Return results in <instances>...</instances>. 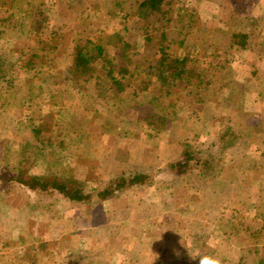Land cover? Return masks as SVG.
Segmentation results:
<instances>
[{"label": "rangeland", "instance_id": "rangeland-1", "mask_svg": "<svg viewBox=\"0 0 264 264\" xmlns=\"http://www.w3.org/2000/svg\"><path fill=\"white\" fill-rule=\"evenodd\" d=\"M13 1L0 0V17L6 18ZM31 2L43 4L48 11L44 41L50 40L52 32L70 33L72 38L74 32L85 30L97 38L102 31L118 28L115 4L123 10L129 8L126 0H70L67 5L61 0ZM181 3L195 11L192 27L203 30V42L193 47L183 43L184 37L175 31L173 51L194 54L216 77L211 86H194L181 96L167 130L159 132L147 126L145 114L141 122L137 120L136 107L125 117L115 110L100 112L103 118L117 122L116 127H97L99 119L89 125L92 112L84 115V124L81 117L71 113L78 96L62 74L54 78L53 92L44 94L38 106L40 114L57 111L72 127L65 128L73 135L66 141L65 150L33 141L29 110L2 108L0 102L1 175L9 177L20 166L31 175L71 177L88 192H97L114 174L132 167L150 174L152 180L148 186L126 187L119 196L102 203L75 204L43 194L37 206L28 203L30 195L36 198L35 193L1 181L5 199L0 204V264H192L193 257L205 254L221 258L222 264H253L264 259V244L257 243L261 236L264 241V232L259 239L254 235L264 228V142L221 155L216 169L206 171L218 176L203 177L206 172L192 169L180 177L169 167L179 155L181 141L201 157L209 152L210 143L223 127L240 123L253 127L258 121L261 126L254 134L264 135V0H245L250 18L244 26L250 34L246 50L226 45L232 35L228 23L242 16L237 5L226 0ZM237 27L233 29L242 26ZM16 35L18 40L13 41V36L0 32L2 60L16 62L29 29L24 27ZM153 45L143 46L138 62L152 57ZM208 47L213 54L207 53ZM33 74L36 72L28 77ZM41 77L36 74V78ZM60 94L63 104L57 106ZM122 101L126 106L131 103L127 95ZM75 131L85 132L87 140L78 142ZM43 137L52 139L53 135L44 133ZM252 248L259 253H250ZM176 252H180L179 258ZM243 257L246 260L241 262Z\"/></svg>", "mask_w": 264, "mask_h": 264}, {"label": "trees", "instance_id": "trees-1", "mask_svg": "<svg viewBox=\"0 0 264 264\" xmlns=\"http://www.w3.org/2000/svg\"><path fill=\"white\" fill-rule=\"evenodd\" d=\"M126 1L129 2L128 10H123L115 4L113 15L117 19L118 28L108 33L102 31L97 38L89 36L85 30L82 33L74 32L72 38L70 33L52 32L50 40L44 41L42 34L49 23L48 11L43 4L33 5L31 0H14L10 11H7L6 18L0 17L1 34L13 36V41L18 40L17 31L23 32L24 27L29 29V36L19 50L21 55L17 57L16 62H7L0 57V102L2 108L6 106L13 107V110L15 108L29 110L30 114L27 118L33 125L31 130L33 141L35 139L44 146L57 145L65 150L66 141L73 137L65 130L72 127L58 116L57 111L48 114L39 113L41 111L40 105L38 106L39 100L44 94L53 92L54 78L59 74L64 75L69 87L75 90L78 104L73 105L75 108L71 113L78 118L81 117L84 124L86 121L84 115L92 112L89 125H94L93 122L99 119L101 123H97V127L110 128L117 122L109 117L103 118L100 114L102 110L108 112L115 110L125 117L136 107L139 111L137 120L140 121L141 115L145 114V124L159 132L167 130L172 124L176 116V105L189 88L199 87L201 84L211 86L214 82L215 73L212 75V72L208 73L203 68L202 61L194 57V54L186 53L184 50L177 53L173 51V46L175 47L177 43L173 37L175 31L184 37L183 43L186 41L193 47H196L197 42H203L201 39L203 30L192 27L195 13L193 9L185 7L181 3L183 0ZM226 1L233 6L237 5L240 9L238 12L242 15L238 21L232 20V23H228L232 31L231 45L234 48L246 50L250 34L244 26L248 25L250 18L244 6L245 0ZM78 3L80 5L82 2ZM26 19H30L29 22ZM235 22L238 24L236 25ZM233 23L234 27L242 26L243 29L242 27L233 29ZM39 31L40 34H38ZM103 35H106L105 39H101ZM144 45H153L152 57L138 62L137 57L141 55ZM209 49L210 47L206 49L207 53L211 52ZM33 71L43 77L36 78V74L28 77ZM35 79L39 82L35 83ZM45 85H47L46 89ZM219 90L220 86L216 87L215 91ZM123 95L130 97L131 103L127 106L122 103ZM63 99V95L60 94L61 101L57 103V106L63 104ZM76 109H79V112ZM34 114L38 116L36 124H34L36 116L31 117ZM260 126L261 123L256 121L253 127L245 126L244 123L236 124L235 127H223L221 133H218L214 141L210 143L209 152H205L201 157L195 155L190 144L181 141L179 155L176 160L169 163V167L175 169L177 176L180 177L192 169L203 174L208 170L212 171L216 169L221 155L226 152L234 151L237 147L247 150L257 141L264 142V135L254 134ZM44 133L52 134V139L50 137L42 139L41 136ZM73 133L79 136H77L78 142L87 140L85 132ZM126 133L128 130L125 131ZM207 175L214 177L219 174L206 172L203 177ZM1 181L13 183L28 193H35L36 198L30 195L28 201L31 206L39 205L37 203H40V195L43 194L62 197L75 204H92L94 201L102 203L113 196H119L129 187L152 184L150 174L133 167L114 174L97 192L86 191L80 182L71 177L50 178L43 175H31L20 166L17 172L10 173L9 177L0 174V183ZM4 195V191L0 190V204L5 199ZM262 232L264 228L260 233L254 232L256 239L260 238ZM261 237L262 239L260 238L257 243L264 244L263 236ZM249 252L259 253L254 248ZM20 257L21 260L24 259V256ZM245 260L243 257L241 262ZM192 264H198V262L192 260ZM253 264H264V259Z\"/></svg>", "mask_w": 264, "mask_h": 264}, {"label": "clouds", "instance_id": "clouds-1", "mask_svg": "<svg viewBox=\"0 0 264 264\" xmlns=\"http://www.w3.org/2000/svg\"><path fill=\"white\" fill-rule=\"evenodd\" d=\"M175 255L179 258L181 254L176 252ZM193 260L198 262V264H222L221 258L211 255L195 256Z\"/></svg>", "mask_w": 264, "mask_h": 264}, {"label": "crops", "instance_id": "crops-1", "mask_svg": "<svg viewBox=\"0 0 264 264\" xmlns=\"http://www.w3.org/2000/svg\"><path fill=\"white\" fill-rule=\"evenodd\" d=\"M61 1H62V3L66 4V5L70 2V0H61ZM227 39H228V43H226V45L228 44L227 46L229 47V45H231V44H230L231 36H228ZM229 48H230V47H229ZM229 72H230V70H228L227 74H228ZM232 72H233V71H231V73H232ZM260 77H261V76H260ZM261 78H262V77H261ZM261 78L258 79L259 82L261 81ZM262 84H264L263 81H262ZM262 86H263V85H262Z\"/></svg>", "mask_w": 264, "mask_h": 264}]
</instances>
